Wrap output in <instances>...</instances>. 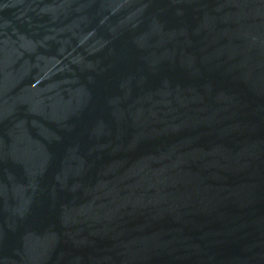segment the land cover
Returning a JSON list of instances; mask_svg holds the SVG:
<instances>
[{
    "label": "water",
    "instance_id": "water-1",
    "mask_svg": "<svg viewBox=\"0 0 264 264\" xmlns=\"http://www.w3.org/2000/svg\"><path fill=\"white\" fill-rule=\"evenodd\" d=\"M0 264H264V0H0Z\"/></svg>",
    "mask_w": 264,
    "mask_h": 264
}]
</instances>
